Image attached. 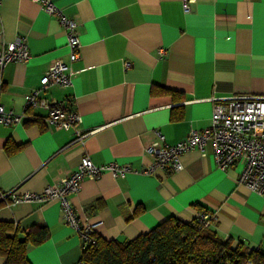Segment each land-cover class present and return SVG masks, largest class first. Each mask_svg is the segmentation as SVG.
<instances>
[{
    "label": "crops",
    "instance_id": "obj_1",
    "mask_svg": "<svg viewBox=\"0 0 264 264\" xmlns=\"http://www.w3.org/2000/svg\"><path fill=\"white\" fill-rule=\"evenodd\" d=\"M53 1L78 24L81 58L71 66L81 71L49 95L73 99L84 135L30 119L37 111L24 109V95L50 62H68L61 23L35 0H1L4 38L24 35L30 58L0 68V104L24 113L19 123L0 124V189L39 192L87 155L96 165L131 168L85 178L70 196L81 221L100 222L101 238L132 239L171 216L190 221L199 207L214 215L222 240L264 248V198L236 181L241 162L219 169L207 143L203 153H181L180 170L141 172L153 160L146 146L157 131L175 144L210 125L215 99L264 94V0H187V12L183 0ZM0 220L47 229L46 240L26 248L31 264L81 258L82 240L57 199L2 203Z\"/></svg>",
    "mask_w": 264,
    "mask_h": 264
},
{
    "label": "built area",
    "instance_id": "obj_2",
    "mask_svg": "<svg viewBox=\"0 0 264 264\" xmlns=\"http://www.w3.org/2000/svg\"><path fill=\"white\" fill-rule=\"evenodd\" d=\"M35 1L61 23L66 36L68 62L62 59L50 62L39 78L38 85L24 95V109L37 111L34 117L27 115L30 119L39 117L49 126L71 130L77 138H81L84 134L77 127L80 116L73 106V99L65 97L58 100L49 95V89L53 87L65 89L71 86L72 79L81 71L71 66L81 58L78 24L66 16L53 0ZM188 9L187 0H183V10L187 12ZM158 53L161 55L165 50L160 48ZM29 58L30 51L25 36L18 34L13 40L7 41L0 22V68L8 62H27ZM126 65L128 66L127 63ZM22 114L24 113H15L0 104V124L19 123ZM156 136V139L146 146L153 160L141 170L142 173L153 174L157 169L180 170L181 153L191 149H198L203 153L209 143L217 167L227 170L235 162H241L236 181L264 198V94L215 99L210 125L201 130L191 129L183 140L175 144L166 143L159 131L156 132ZM105 170L111 171L115 176H124L131 168L116 162L96 165L85 155L76 170L60 178L57 183L46 185L39 192L16 193L0 189V202L8 205L19 200L57 199L63 220L80 236L84 249L97 241L96 226L100 222L81 221L70 196L80 190L85 178H98ZM197 217L205 225L214 219V215L208 211H199ZM258 249L264 250L262 247ZM75 264L91 263L81 257Z\"/></svg>",
    "mask_w": 264,
    "mask_h": 264
},
{
    "label": "trees",
    "instance_id": "obj_3",
    "mask_svg": "<svg viewBox=\"0 0 264 264\" xmlns=\"http://www.w3.org/2000/svg\"><path fill=\"white\" fill-rule=\"evenodd\" d=\"M212 223L210 220L205 225L197 216L190 221L171 216L132 239L107 240L98 235L94 244L83 249L81 257L91 264H264L263 249L222 240ZM47 237L43 226L23 230L12 221L0 220V255L5 258L4 264H31L27 246Z\"/></svg>",
    "mask_w": 264,
    "mask_h": 264
}]
</instances>
